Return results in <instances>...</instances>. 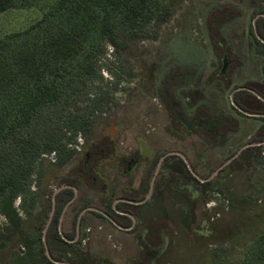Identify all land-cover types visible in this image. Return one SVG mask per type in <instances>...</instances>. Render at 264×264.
I'll return each instance as SVG.
<instances>
[{
  "label": "rangeland",
  "instance_id": "374dc122",
  "mask_svg": "<svg viewBox=\"0 0 264 264\" xmlns=\"http://www.w3.org/2000/svg\"><path fill=\"white\" fill-rule=\"evenodd\" d=\"M170 16L153 29L149 36L131 40L128 46L112 52L107 46L97 59V74L80 85L77 106L79 112L91 119V130L84 136L77 134L72 147L76 151L84 149L87 143L99 142L106 130L117 133L118 150L125 155L136 148L137 136L148 138L152 144L163 145L168 139L178 144H197L207 149L204 176H213L210 183L202 187L199 202L174 194L161 197L157 193L148 207V218L143 220L144 238L152 249L166 246L152 264H256L264 262V142L256 143V150L246 147L254 131L260 125L259 117L237 113L228 102L230 89L225 90L222 83H206V78L216 65L205 23L208 11L214 7H235L241 14L228 23L226 33L231 49L243 62L238 69L232 87L241 85L249 79H261V67L264 63L262 48L256 46L250 27L260 13H264V0H172ZM42 17L37 7L11 8L0 12V39L7 34L28 28ZM262 21L257 22L256 32L264 37ZM196 67L192 85H186L177 93L187 98V108L192 110L195 104L207 102L215 113L223 111L236 115L240 121L239 130L231 134L224 146H217L212 139L198 136L175 135L169 129L162 106L157 97L159 79L169 67ZM216 96H214V94ZM110 98L112 101L110 102ZM109 124H112L109 127ZM108 125V126H107ZM196 139L198 141L196 142ZM253 145V143H252ZM7 146V145H6ZM144 147V146H143ZM178 148L184 155L183 162L188 171H197V162L205 160L203 154L195 155L185 148ZM141 153L148 155L144 147ZM159 151L156 152V155ZM235 154V155H234ZM234 155L233 157H231ZM77 153L62 166L54 165V155L44 154L40 180L32 178L31 190L34 191L36 204L30 206L27 197V213L24 211L23 198L16 197L11 210L17 215L16 226L9 227L7 217L0 214V264H38V253L29 245L36 241L38 233L46 225L52 211V194L60 186L74 187L77 200L66 208L62 216V230L68 229L72 218H76L79 208L84 206L105 207L106 200L98 198L88 191L82 179L74 169ZM182 159V158H181ZM224 164L220 169L221 164ZM156 166V159L144 168L143 180L147 183ZM106 172L112 189L123 181L117 168L105 163ZM75 173V174H74ZM174 174V172H173ZM138 176V175H137ZM127 177L132 184L139 177ZM202 176V177H204ZM173 179L170 180L172 184ZM30 196V195H28ZM173 196V195H172ZM184 199L179 200V198ZM181 205V208H180ZM146 214V213H145ZM86 224L94 228L102 227L98 233V243L94 239L81 244L78 260L88 263L89 257L107 255L109 243L105 240L104 226L107 222L98 216L86 212ZM147 217V215H146ZM54 218V217H53ZM90 219V220H89ZM26 230L17 232L19 224ZM57 222L54 221L53 226ZM18 225V226H17ZM77 225V223H76ZM26 226L27 228H25ZM150 229V230H149ZM84 232V237L87 235ZM112 240L120 237V232L112 233ZM44 233L41 245L45 250ZM109 232L106 235L108 239ZM125 240L126 238H119ZM112 244V243H110ZM128 248L110 247L116 253L110 257L119 263L130 260L138 252L133 244ZM114 246V245H113ZM119 246V245H116ZM71 254V245L64 247ZM75 253V251H74ZM67 259V255H64ZM109 258V259H110ZM95 258V264H99ZM45 263L42 261L40 264Z\"/></svg>",
  "mask_w": 264,
  "mask_h": 264
},
{
  "label": "trees",
  "instance_id": "16d2710c",
  "mask_svg": "<svg viewBox=\"0 0 264 264\" xmlns=\"http://www.w3.org/2000/svg\"><path fill=\"white\" fill-rule=\"evenodd\" d=\"M171 1L0 0V12L32 6L42 11V17L28 28L0 39V214L14 227L11 230L17 220L11 210L15 198H23L25 213L27 197L32 208L36 204L31 183L33 177L40 180L44 154L52 153L53 164L62 166L77 153L76 175L86 186L101 190L102 166L117 150V133L107 129L99 142L87 143L81 151L71 146L77 134L85 136L91 130L92 123L79 112L75 89L97 74L96 58L107 46L119 52L131 40L147 38L170 16ZM239 15L235 7L208 11L205 23L217 55L223 42L221 26ZM237 95L246 110L264 111V102L250 92ZM73 194L72 188L65 187L55 195L54 221ZM22 225H17V232L25 230ZM38 235L36 243L29 241L35 249L32 253L35 257L38 253V264H53L40 247L41 231ZM260 236L264 240V232ZM49 249L53 252V247Z\"/></svg>",
  "mask_w": 264,
  "mask_h": 264
},
{
  "label": "flooded vegetation",
  "instance_id": "af4514ba",
  "mask_svg": "<svg viewBox=\"0 0 264 264\" xmlns=\"http://www.w3.org/2000/svg\"><path fill=\"white\" fill-rule=\"evenodd\" d=\"M237 17L227 20L220 28V34L223 40V42H220V56L214 52L213 45L208 34V38L216 58V65L208 74L206 83L219 81L222 83L225 90L231 88L228 95V102L229 105H231V108L241 115L259 117L261 119L260 125H258L245 147L248 148V150H250L251 147L254 148L253 150H256L258 147L256 143L264 142V111L246 110L242 104H240L242 96L237 94L240 91L245 90L264 102V91L260 89V87L264 88V63L261 67V79H249L241 85L232 87L236 71L238 69H243V62L231 49L226 33L224 32V28L228 23L232 22ZM260 17L264 18V13H260L254 19L253 24L255 26L253 27L252 25L250 27V33L255 45L262 48L261 54L264 56V37L256 32L257 22L260 20ZM262 23L264 30V22ZM197 70L198 69L196 67H177V65L169 67L165 74L159 79L157 97L162 106L169 129L174 132V136H172L173 138H175V135L177 134L186 137H207L212 139L217 146H224L227 138L231 134L233 135L237 133L239 130L240 121L238 117L231 113H224L223 111L215 113L212 105L207 102H199L194 105L191 111H189L187 108V104L189 105V103H187L188 97H183L177 93L178 89H181L186 85H192L191 83L194 81V77L192 76H194V71L197 72ZM213 94L216 96L215 93ZM170 139L171 138L168 139L167 144L159 145L158 147V145L149 142L148 138L138 135L136 148L132 149L130 153L125 155L119 152V145L116 144L117 150L112 156V159L109 160V163H107L109 166L117 168L119 175L123 177V181L116 186V189H112L106 172L102 170L101 174L98 170L97 172L103 175L102 179L104 185L101 187V190L96 189L94 186H87V188L91 194L106 200L105 207L84 206L82 209L79 208V212L75 214L77 217L72 218L68 229L62 230V216L66 212V208L76 202L78 195L77 191L74 187L70 186L63 185L61 188H72L74 194L62 207L57 220H55L57 223L54 226L52 223L54 222L53 217L56 207L55 195L58 192L55 194L53 192L52 211L47 218L44 229L41 231L42 235L44 233L43 238L46 243L44 254L48 260L53 264L87 263L76 259L79 256L78 252L81 250V244H86L85 242L90 240V237L91 239L93 237V242L98 243L97 239L94 237L97 238L98 233L103 230L102 227H97L94 228L92 233L91 228L93 226L86 224L87 219L85 215L86 212H90L95 216L103 218L107 222L108 225L104 226V229L106 235L109 232V237L107 239L105 235L104 238L108 241L109 247H123L126 242L119 238L116 241H109V239H113L112 233L115 230L125 234L128 240L131 241L136 248H138V252L130 257V261H128L129 264H152L154 259L162 252L163 248L166 247L161 244V246L158 247L159 249L154 250L150 248L151 245L145 239L146 237L144 238L146 231H144L145 229H143L142 224L143 220L146 221L149 218L147 209L150 202L154 198V194L157 193L158 195L160 194L159 196L161 197L173 198L175 193L181 196L186 193L189 200L199 202L202 187H205L204 184L210 183L211 179H213L212 175L208 177L204 176V167L207 164V149L201 148V146L196 143L193 144L191 142L183 145L172 142ZM197 141L198 139H196V142ZM143 146L147 149L149 153L148 155L141 153L142 148H144ZM172 147L185 148L190 150L191 153L193 152L195 155L198 153L203 154L205 160H203L201 164L197 162V171L191 169L190 173L187 166L183 162L184 155L181 150ZM157 151H159V153L156 155ZM155 159L156 166L152 172V176L150 180L145 183L142 176L144 168L151 164ZM223 165L224 164L222 163L218 168L220 169ZM132 175H138L137 177H139V181L135 184H132V182L127 178ZM171 179H173L172 184H170ZM182 199H184V197L179 198V200ZM24 227L27 228L26 226ZM25 230L27 232V229ZM48 230L50 233H48ZM84 232L88 233L85 237ZM70 245L72 248L70 251L71 254L69 252H64V247ZM49 247H53V252H50ZM58 253H64L67 255V259H65V256L56 258L55 256H57ZM100 255L102 256L99 257L97 255L94 256V258H91L88 253L87 256L89 257V260L87 264H95V258H98L97 260L99 264H111L108 262L110 257L103 254Z\"/></svg>",
  "mask_w": 264,
  "mask_h": 264
},
{
  "label": "crops",
  "instance_id": "0c3cea01",
  "mask_svg": "<svg viewBox=\"0 0 264 264\" xmlns=\"http://www.w3.org/2000/svg\"><path fill=\"white\" fill-rule=\"evenodd\" d=\"M126 238L125 240H123V241H126L125 243H124V245H123V248H128L129 246H128V244L127 245H125L126 243H130L131 241H129L128 240V238L126 237V235L125 234H123V233H120V237L119 238ZM122 240V239H121ZM132 243V242H131ZM133 244V243H132ZM133 246H134V244H133ZM135 247V246H134ZM122 248V247H121ZM112 250V249H111ZM111 250H110V247H109V251H107V255L108 256H110L111 258L112 257H114V255L116 254V253H113V252H111ZM136 253V252H135ZM134 253V254H135ZM133 254V255H134ZM106 255V256H107ZM111 258H110V260H108V262H110L111 264H122V263H119L118 261H115L114 259H116V257L115 258H113L112 260H111ZM128 261H130V260H128ZM127 260H125L124 262H123V264H129V262H128ZM84 264H87V263H84Z\"/></svg>",
  "mask_w": 264,
  "mask_h": 264
},
{
  "label": "water",
  "instance_id": "95a60500",
  "mask_svg": "<svg viewBox=\"0 0 264 264\" xmlns=\"http://www.w3.org/2000/svg\"><path fill=\"white\" fill-rule=\"evenodd\" d=\"M62 187H63V186L57 188V189L54 191V194H55L56 192H58Z\"/></svg>",
  "mask_w": 264,
  "mask_h": 264
}]
</instances>
